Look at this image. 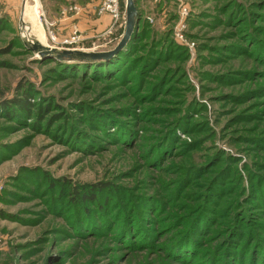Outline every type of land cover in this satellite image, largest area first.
Segmentation results:
<instances>
[{"label":"rangeland","instance_id":"obj_1","mask_svg":"<svg viewBox=\"0 0 264 264\" xmlns=\"http://www.w3.org/2000/svg\"><path fill=\"white\" fill-rule=\"evenodd\" d=\"M82 1L0 0V264H264V0H133L105 59L25 43L113 48L125 0L86 38Z\"/></svg>","mask_w":264,"mask_h":264},{"label":"water","instance_id":"obj_2","mask_svg":"<svg viewBox=\"0 0 264 264\" xmlns=\"http://www.w3.org/2000/svg\"><path fill=\"white\" fill-rule=\"evenodd\" d=\"M137 21V10L134 5L133 0H125V24L124 31L122 36L116 45L109 49L103 51H91V50H82V49H70L63 48L61 50H57L56 48L41 45L36 41L27 40L25 43L31 44V48L33 50H37L40 55L44 54H55L57 59H67V60H79V61H90V60H98L105 59L115 52L119 51L125 44V42L130 37L134 26Z\"/></svg>","mask_w":264,"mask_h":264},{"label":"crops","instance_id":"obj_3","mask_svg":"<svg viewBox=\"0 0 264 264\" xmlns=\"http://www.w3.org/2000/svg\"><path fill=\"white\" fill-rule=\"evenodd\" d=\"M96 3L92 0L91 2L89 0H85L81 2V5L85 6L78 15L76 14H62L60 18L57 19V21L60 23L61 28L66 29V33L69 34V31H71V28L76 25L78 29L82 32L83 38H86V33L84 30L86 28L95 27L97 30H103L106 26V22L108 23V20H110L109 15H102L98 20L94 19L92 14L93 11L91 10L92 7H94ZM87 6V7H86ZM101 21H106L103 25ZM84 40V39H83ZM84 43L83 41L81 42Z\"/></svg>","mask_w":264,"mask_h":264},{"label":"built area","instance_id":"obj_4","mask_svg":"<svg viewBox=\"0 0 264 264\" xmlns=\"http://www.w3.org/2000/svg\"><path fill=\"white\" fill-rule=\"evenodd\" d=\"M98 14L107 13L113 21H116L120 17V7H119V0H101L100 5L97 8ZM50 38L52 42H56L55 36L49 32ZM80 41L79 36L76 32V29L73 30L72 34L69 35L67 38L63 39L59 43L61 45H75ZM57 43V44H59Z\"/></svg>","mask_w":264,"mask_h":264},{"label":"trees","instance_id":"obj_5","mask_svg":"<svg viewBox=\"0 0 264 264\" xmlns=\"http://www.w3.org/2000/svg\"><path fill=\"white\" fill-rule=\"evenodd\" d=\"M22 103H23V104L29 103V99H28V97H27V98L25 97V98L23 99ZM93 187H94L95 189H100V188H99L100 186L97 187V185H95V186H93ZM85 197L88 198V199H89V198L93 199V193H90V194H89V193H84V196L82 197V199H84ZM85 200H87V199H85Z\"/></svg>","mask_w":264,"mask_h":264},{"label":"bare ground","instance_id":"obj_6","mask_svg":"<svg viewBox=\"0 0 264 264\" xmlns=\"http://www.w3.org/2000/svg\"><path fill=\"white\" fill-rule=\"evenodd\" d=\"M34 1V5L31 7V10H29V9H25V13L26 14H29L30 13V11H31V13L34 15V17H35V13H37V4L35 3V0H33ZM32 19V18H31ZM25 28H28L26 25H25ZM41 35V34H40ZM43 37V36H42Z\"/></svg>","mask_w":264,"mask_h":264}]
</instances>
